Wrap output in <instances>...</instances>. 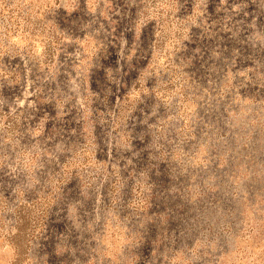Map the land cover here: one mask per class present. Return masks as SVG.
Returning a JSON list of instances; mask_svg holds the SVG:
<instances>
[{
  "label": "rangeland",
  "instance_id": "rangeland-1",
  "mask_svg": "<svg viewBox=\"0 0 264 264\" xmlns=\"http://www.w3.org/2000/svg\"><path fill=\"white\" fill-rule=\"evenodd\" d=\"M0 264H264V0H0Z\"/></svg>",
  "mask_w": 264,
  "mask_h": 264
}]
</instances>
